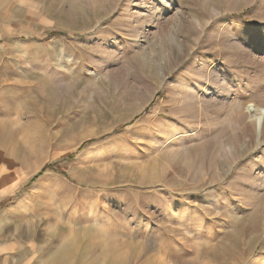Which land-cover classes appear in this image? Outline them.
Instances as JSON below:
<instances>
[{"label": "rangeland", "instance_id": "1", "mask_svg": "<svg viewBox=\"0 0 264 264\" xmlns=\"http://www.w3.org/2000/svg\"><path fill=\"white\" fill-rule=\"evenodd\" d=\"M249 103L264 0H0L1 239L92 246L93 264H264Z\"/></svg>", "mask_w": 264, "mask_h": 264}, {"label": "crops", "instance_id": "2", "mask_svg": "<svg viewBox=\"0 0 264 264\" xmlns=\"http://www.w3.org/2000/svg\"><path fill=\"white\" fill-rule=\"evenodd\" d=\"M93 213V208L90 213ZM0 264H93V247L61 250L49 240L1 239Z\"/></svg>", "mask_w": 264, "mask_h": 264}, {"label": "bare ground", "instance_id": "3", "mask_svg": "<svg viewBox=\"0 0 264 264\" xmlns=\"http://www.w3.org/2000/svg\"><path fill=\"white\" fill-rule=\"evenodd\" d=\"M131 2L132 1L127 2L126 9H125L126 11H129L130 6H131ZM131 14H132V12H131ZM133 15H134V13H133ZM138 17H140V15H138V13L136 12L135 18L139 19ZM130 26H132V25H129V27ZM227 90H228V88L225 87L224 91L226 92ZM184 91H182V92H184ZM232 102L234 104L235 103L238 104V102H236V101H232ZM240 105L242 106V104H240ZM244 112L245 113L247 112L249 114L251 123L254 127L253 130L256 132L257 137H260L262 135L263 127H264V107L260 106L257 103H249L247 105L246 111L244 109ZM163 128H165V127H163ZM179 134H181V132L171 133L169 136H167V139L161 143L162 146L163 147L171 146L173 144V139H175L174 138L175 136L178 137V139H180Z\"/></svg>", "mask_w": 264, "mask_h": 264}, {"label": "trees", "instance_id": "4", "mask_svg": "<svg viewBox=\"0 0 264 264\" xmlns=\"http://www.w3.org/2000/svg\"><path fill=\"white\" fill-rule=\"evenodd\" d=\"M52 34H54V33H52Z\"/></svg>", "mask_w": 264, "mask_h": 264}]
</instances>
